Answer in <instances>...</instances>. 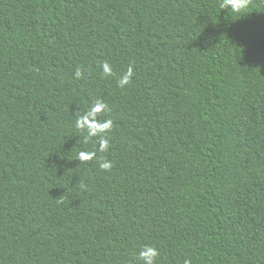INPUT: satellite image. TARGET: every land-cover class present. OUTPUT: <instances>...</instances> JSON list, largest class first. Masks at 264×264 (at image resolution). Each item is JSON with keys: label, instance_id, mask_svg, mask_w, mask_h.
<instances>
[{"label": "trees", "instance_id": "trees-1", "mask_svg": "<svg viewBox=\"0 0 264 264\" xmlns=\"http://www.w3.org/2000/svg\"><path fill=\"white\" fill-rule=\"evenodd\" d=\"M220 3L0 0V264H264V0Z\"/></svg>", "mask_w": 264, "mask_h": 264}, {"label": "clouds", "instance_id": "clouds-1", "mask_svg": "<svg viewBox=\"0 0 264 264\" xmlns=\"http://www.w3.org/2000/svg\"><path fill=\"white\" fill-rule=\"evenodd\" d=\"M250 0H221L219 7L222 10L227 9V15L230 14H241L247 10L249 7ZM102 75L104 77H110L114 75L111 65L104 61L101 65ZM133 75V68L129 66L127 71L118 79V86L123 88L131 82ZM76 78L82 76V72L78 67L75 72ZM107 105L100 100H97L89 108H87L82 115H78L75 121V127L82 133V141L84 144L89 143L93 138L96 139V142L99 145V151L105 152L109 148V139L107 138L106 133L111 130L113 126V121L111 119L100 120L97 118L99 113L105 112ZM96 156V152H87L80 151L77 158L80 161H89ZM99 167L101 170H110L112 164L108 160L99 161ZM159 250L152 245H144L135 259L140 262V264H156V261L159 257ZM184 264H190V261L185 260Z\"/></svg>", "mask_w": 264, "mask_h": 264}]
</instances>
